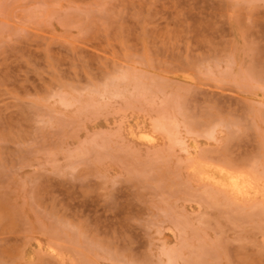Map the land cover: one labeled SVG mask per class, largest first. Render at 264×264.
Instances as JSON below:
<instances>
[{"label":"rangeland","instance_id":"rangeland-1","mask_svg":"<svg viewBox=\"0 0 264 264\" xmlns=\"http://www.w3.org/2000/svg\"><path fill=\"white\" fill-rule=\"evenodd\" d=\"M0 264H264V0H0Z\"/></svg>","mask_w":264,"mask_h":264},{"label":"bare ground","instance_id":"bare-ground-1","mask_svg":"<svg viewBox=\"0 0 264 264\" xmlns=\"http://www.w3.org/2000/svg\"><path fill=\"white\" fill-rule=\"evenodd\" d=\"M232 173V172H230ZM235 173V172H233ZM228 177V176H227ZM224 181V180H223ZM251 182V181H250ZM225 183L230 186L231 188H234L236 190H244L245 188H248L246 185H245V182H243L242 180H239V178H237V176H229V178L227 179V181H225ZM249 183V181H248ZM251 185V184H250ZM238 191V193H240ZM242 192V191H241Z\"/></svg>","mask_w":264,"mask_h":264}]
</instances>
